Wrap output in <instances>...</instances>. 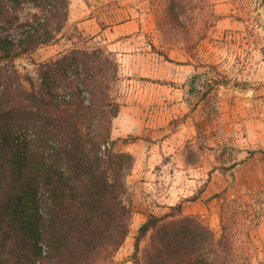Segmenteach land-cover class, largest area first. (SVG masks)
Masks as SVG:
<instances>
[{"label": "rangeland", "instance_id": "rangeland-1", "mask_svg": "<svg viewBox=\"0 0 264 264\" xmlns=\"http://www.w3.org/2000/svg\"><path fill=\"white\" fill-rule=\"evenodd\" d=\"M69 2L64 35L92 37L119 64L111 136L134 165L125 196L132 216L113 263L134 264L138 226L181 201L182 214L223 238L228 264H264V0ZM68 46L40 47L16 67L38 86L41 63ZM143 166L151 188L140 187Z\"/></svg>", "mask_w": 264, "mask_h": 264}, {"label": "trees", "instance_id": "trees-1", "mask_svg": "<svg viewBox=\"0 0 264 264\" xmlns=\"http://www.w3.org/2000/svg\"><path fill=\"white\" fill-rule=\"evenodd\" d=\"M69 4L0 0V264H114L128 234L134 157L111 136L119 64L92 37L64 35ZM61 39L70 46L41 63L36 86L15 61ZM222 240L180 201L138 226L132 261L228 264Z\"/></svg>", "mask_w": 264, "mask_h": 264}, {"label": "crops", "instance_id": "crops-1", "mask_svg": "<svg viewBox=\"0 0 264 264\" xmlns=\"http://www.w3.org/2000/svg\"><path fill=\"white\" fill-rule=\"evenodd\" d=\"M124 150H128V149L125 147ZM150 175H152V172H150L147 168H145L144 166L140 168L139 174H138V177L142 178V180H140V184H141L140 187L142 186V184L145 187H150V188L152 187V185L154 183H153V181L149 180ZM162 199H163V202L166 203L167 205L173 204V202H172L173 198L171 196H169V197L164 196V197H162Z\"/></svg>", "mask_w": 264, "mask_h": 264}]
</instances>
